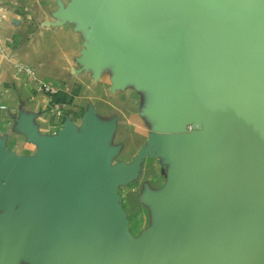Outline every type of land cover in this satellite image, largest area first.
<instances>
[{
    "label": "water",
    "instance_id": "obj_1",
    "mask_svg": "<svg viewBox=\"0 0 264 264\" xmlns=\"http://www.w3.org/2000/svg\"><path fill=\"white\" fill-rule=\"evenodd\" d=\"M202 5L74 0L64 10L96 40L85 68L113 60L114 89L157 91L160 124L131 164L112 165L114 124L93 114L56 135L25 126L34 157L1 145L0 264H264V0ZM147 156L172 167L169 184L145 194L156 222L135 238L119 189Z\"/></svg>",
    "mask_w": 264,
    "mask_h": 264
},
{
    "label": "crops",
    "instance_id": "obj_2",
    "mask_svg": "<svg viewBox=\"0 0 264 264\" xmlns=\"http://www.w3.org/2000/svg\"><path fill=\"white\" fill-rule=\"evenodd\" d=\"M73 1L0 0L4 19L0 45V146L4 144L18 156L34 157L40 149L28 139L25 126L33 125L42 136L56 135L69 122L81 130L88 115L93 114L101 125L114 124L109 147L117 153L112 165L131 164L160 124L150 107L162 95L135 82L114 89L117 63L113 60L98 69L85 68L84 53L96 45V40L82 27L79 17L63 18L64 10ZM17 62L34 67L42 80L60 87V93L52 96L39 90L36 83L17 72ZM59 104L63 105L60 113L55 108ZM170 167L172 164L164 158L147 156L138 177L120 186L129 229L135 238L156 222L145 194L163 190L169 184ZM135 185L136 189H130ZM129 195H136L139 209L149 212V225L138 234L133 232L132 215L125 208ZM20 264L29 263L22 260Z\"/></svg>",
    "mask_w": 264,
    "mask_h": 264
},
{
    "label": "rangeland",
    "instance_id": "obj_3",
    "mask_svg": "<svg viewBox=\"0 0 264 264\" xmlns=\"http://www.w3.org/2000/svg\"><path fill=\"white\" fill-rule=\"evenodd\" d=\"M204 0H192L195 11L200 13L201 6H203ZM161 180V179H160ZM161 180L160 183H162ZM136 186L131 187L130 189H136ZM136 191V190H134ZM127 190L125 191V195H127ZM125 208L130 215H132V230L135 234L141 233L146 226L149 225L150 217L147 209H139L140 204L138 203V199L136 195H129L125 198Z\"/></svg>",
    "mask_w": 264,
    "mask_h": 264
},
{
    "label": "built area",
    "instance_id": "obj_4",
    "mask_svg": "<svg viewBox=\"0 0 264 264\" xmlns=\"http://www.w3.org/2000/svg\"><path fill=\"white\" fill-rule=\"evenodd\" d=\"M3 24H4V19L0 15V45L2 43L1 31H2V28H3ZM14 67L17 70L18 73L27 76L29 78V80H31L32 82L36 83L39 90L46 91L47 93H49L52 96L57 95L58 93H60L61 88L58 87L57 85H54L52 83H49L47 81L42 80L38 76L37 71H36V69L34 67L29 66V65H27L25 63H20V62L14 63ZM62 107H63V105L59 104V105H56L55 108H57L58 112L60 113ZM2 108L4 109L5 106H3ZM190 129H192V128H190Z\"/></svg>",
    "mask_w": 264,
    "mask_h": 264
}]
</instances>
